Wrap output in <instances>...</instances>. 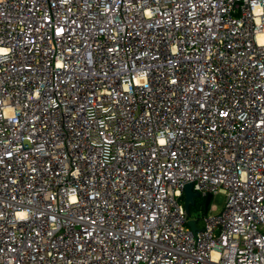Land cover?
<instances>
[{
  "label": "built area",
  "instance_id": "2783aa9c",
  "mask_svg": "<svg viewBox=\"0 0 264 264\" xmlns=\"http://www.w3.org/2000/svg\"><path fill=\"white\" fill-rule=\"evenodd\" d=\"M0 264H264V0H0Z\"/></svg>",
  "mask_w": 264,
  "mask_h": 264
},
{
  "label": "water",
  "instance_id": "95a60500",
  "mask_svg": "<svg viewBox=\"0 0 264 264\" xmlns=\"http://www.w3.org/2000/svg\"><path fill=\"white\" fill-rule=\"evenodd\" d=\"M200 195L198 192L193 191V184L189 183L184 187V206L187 214H190L191 207L196 205V198H198ZM212 196H208L205 200V211L207 212L209 209V205L211 202ZM189 227L191 228V231L195 234L197 231V225L196 222L193 220H190L188 222Z\"/></svg>",
  "mask_w": 264,
  "mask_h": 264
},
{
  "label": "rangeland",
  "instance_id": "374dc122",
  "mask_svg": "<svg viewBox=\"0 0 264 264\" xmlns=\"http://www.w3.org/2000/svg\"><path fill=\"white\" fill-rule=\"evenodd\" d=\"M196 200H200V203L196 204L195 206L191 207V212H192V215L196 217V213L201 209L203 208L204 210V204H205V201L198 197L196 198ZM212 204L216 205L218 210H221L222 207L224 206L225 204V196L222 195V194H218L216 196H214L212 198ZM205 212V211H204ZM198 225L201 226L202 225V222L200 220H198Z\"/></svg>",
  "mask_w": 264,
  "mask_h": 264
},
{
  "label": "trees",
  "instance_id": "16d2710c",
  "mask_svg": "<svg viewBox=\"0 0 264 264\" xmlns=\"http://www.w3.org/2000/svg\"><path fill=\"white\" fill-rule=\"evenodd\" d=\"M198 203H200V200H198V201L196 200V204H198Z\"/></svg>",
  "mask_w": 264,
  "mask_h": 264
}]
</instances>
